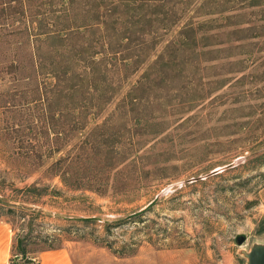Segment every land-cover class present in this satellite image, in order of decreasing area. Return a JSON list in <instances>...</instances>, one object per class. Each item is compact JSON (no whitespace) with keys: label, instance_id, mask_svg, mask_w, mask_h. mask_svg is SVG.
I'll return each mask as SVG.
<instances>
[{"label":"rangeland","instance_id":"rangeland-1","mask_svg":"<svg viewBox=\"0 0 264 264\" xmlns=\"http://www.w3.org/2000/svg\"><path fill=\"white\" fill-rule=\"evenodd\" d=\"M0 220L11 264H247L264 0H0Z\"/></svg>","mask_w":264,"mask_h":264},{"label":"crops","instance_id":"crops-1","mask_svg":"<svg viewBox=\"0 0 264 264\" xmlns=\"http://www.w3.org/2000/svg\"><path fill=\"white\" fill-rule=\"evenodd\" d=\"M12 250V227L6 220H0V264H11ZM31 259L32 264H76L67 247L42 250Z\"/></svg>","mask_w":264,"mask_h":264},{"label":"water","instance_id":"water-1","mask_svg":"<svg viewBox=\"0 0 264 264\" xmlns=\"http://www.w3.org/2000/svg\"><path fill=\"white\" fill-rule=\"evenodd\" d=\"M157 201V198L152 201L149 206L153 205ZM148 206V207H149ZM147 207V208H148ZM145 209L138 211L130 216H135L143 212ZM239 244H242L246 240V235L239 234L236 237ZM248 258L247 264H264V243L254 245L249 252L246 253Z\"/></svg>","mask_w":264,"mask_h":264},{"label":"trees","instance_id":"trees-1","mask_svg":"<svg viewBox=\"0 0 264 264\" xmlns=\"http://www.w3.org/2000/svg\"><path fill=\"white\" fill-rule=\"evenodd\" d=\"M85 221H86V222H92V221H94V219L88 218V219H86Z\"/></svg>","mask_w":264,"mask_h":264}]
</instances>
